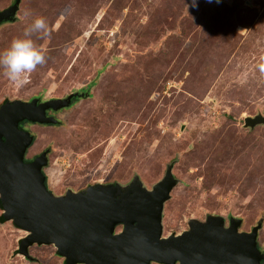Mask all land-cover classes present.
Here are the masks:
<instances>
[{
    "label": "rangeland",
    "instance_id": "374dc122",
    "mask_svg": "<svg viewBox=\"0 0 264 264\" xmlns=\"http://www.w3.org/2000/svg\"><path fill=\"white\" fill-rule=\"evenodd\" d=\"M185 2L20 0L15 22L0 26V51L42 16L49 35L32 38L46 59L22 85L0 70V101L87 87L58 113L60 125H23L34 137L27 159L50 149L51 191L134 174L149 186L175 160L180 182L164 205L163 235L209 214L240 218L245 230L260 218L264 250V125L242 127L243 117L264 115V0ZM23 235L0 224V264H63L50 245L29 247L33 260L19 255Z\"/></svg>",
    "mask_w": 264,
    "mask_h": 264
},
{
    "label": "water",
    "instance_id": "95a60500",
    "mask_svg": "<svg viewBox=\"0 0 264 264\" xmlns=\"http://www.w3.org/2000/svg\"><path fill=\"white\" fill-rule=\"evenodd\" d=\"M19 3L0 9V26L15 22ZM77 95L83 94L0 103L1 225L10 222L24 232L19 255L33 260L29 247L50 245L63 264H264L257 247L260 218L250 231L238 233L240 219L231 217L225 226L223 216L209 214L204 221L188 219L180 233L163 235L164 205L180 182L172 172L175 160L149 186L134 174L126 182H95L62 194L47 190L42 168L49 148L25 161L34 137L19 123L55 125L46 109L67 106ZM262 125L259 112L243 117V128Z\"/></svg>",
    "mask_w": 264,
    "mask_h": 264
},
{
    "label": "clouds",
    "instance_id": "9594fccd",
    "mask_svg": "<svg viewBox=\"0 0 264 264\" xmlns=\"http://www.w3.org/2000/svg\"><path fill=\"white\" fill-rule=\"evenodd\" d=\"M185 4L196 7V0H188ZM29 13L26 11L25 15ZM33 34L47 38L49 26L42 16H36L23 30L21 36L14 37L7 48L0 51V70L14 85H22L29 73L38 65L45 63L46 53L42 44H37Z\"/></svg>",
    "mask_w": 264,
    "mask_h": 264
},
{
    "label": "flooded vegetation",
    "instance_id": "af4514ba",
    "mask_svg": "<svg viewBox=\"0 0 264 264\" xmlns=\"http://www.w3.org/2000/svg\"><path fill=\"white\" fill-rule=\"evenodd\" d=\"M88 88L86 87V88H83V89H80V90H78V92L79 93H81V94H83L82 96H79V95H77L76 97H73V98H71L70 99V103L67 105V106H64V107H60L59 109H57V110H52L51 108H47L46 109V111H45V113H46V116H52V117H54L56 120H57V123L55 124V125H51V126H56V125H60L61 124V122L59 121V119H57L58 117H57V115H58V113H60V112H62V111H64V110H67V109H69V108H71L76 102H78L79 100H81V99H83V98H86V97H88ZM33 98H35V97H33ZM36 98H38V101H43V100H46V99H42L41 97H36ZM32 98H30V99H28V100H24V101H29V100H31ZM5 100H7L6 98L5 99H2L1 101H0V103L1 102H4ZM22 100V99H21ZM57 117V118H56ZM24 124H34V123H30V122H26V121H23V122H21V123H19V128H22V129H25L24 127H23V125ZM34 125H36V124H34ZM39 125H41V124H39ZM42 126H45V125H42ZM46 149V148H45ZM44 149V150H45ZM43 150V151H44ZM27 152V151H26ZM26 152H25V154H24V160L25 161H29V160H31V159H27L26 158ZM49 153H50V149H49ZM49 153H47V156H48V154ZM38 155V154H37ZM36 155H34V157H35ZM33 158V157H32ZM47 164H48V158H47ZM47 167V165L46 166H44L43 168H42V173H43V175L45 176V185H46V188H47V190H49V191H51L48 187H47V178H46V175H45V173H44V168H46ZM110 182V181H109ZM114 182H117V181H111V183H114ZM53 192V191H52ZM0 211H1V206H0ZM0 216H1V214H0ZM207 217V216H206ZM205 217V218H206ZM229 218H231V217H229ZM229 218L227 219V218H224L225 219V226H228V220H229ZM238 219H240V218H238ZM197 220V219H196ZM205 219H203V220H201V221H204ZM241 220V223H240V225L238 226V228H237V232L238 233H247L248 231H250V229L252 228V227H254L255 225H256V223L253 225V226H251L248 230H245L243 227H242V225H243V221H242V219H240ZM198 221H200V220H198ZM0 224H1V222H0ZM121 228V226L120 225H118L117 227H116V231L117 230H119ZM186 229H187V225H186ZM186 229H184V230H186ZM183 231V230H182ZM181 232V231H180ZM180 232H178V233H180ZM257 240H258V235H257ZM257 247H258V249L260 250V252L261 253H263V255H264V250H262L260 247H259V245H258V242H257ZM262 262V261H261Z\"/></svg>",
    "mask_w": 264,
    "mask_h": 264
},
{
    "label": "trees",
    "instance_id": "16d2710c",
    "mask_svg": "<svg viewBox=\"0 0 264 264\" xmlns=\"http://www.w3.org/2000/svg\"><path fill=\"white\" fill-rule=\"evenodd\" d=\"M102 71V70H101ZM95 82H96V78L95 79H93L91 82H90V84H89V87L90 86H92V85H94L95 84ZM0 222L2 223L3 222V219H2V217L0 216Z\"/></svg>",
    "mask_w": 264,
    "mask_h": 264
}]
</instances>
